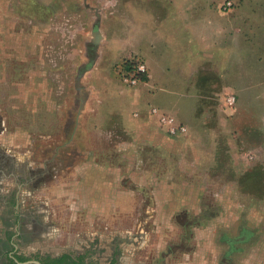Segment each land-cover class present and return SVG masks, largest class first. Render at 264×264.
Here are the masks:
<instances>
[{"label":"rangeland","instance_id":"rangeland-1","mask_svg":"<svg viewBox=\"0 0 264 264\" xmlns=\"http://www.w3.org/2000/svg\"><path fill=\"white\" fill-rule=\"evenodd\" d=\"M227 2L233 6L224 18L219 13H226ZM240 17L245 25H264V0H6L0 16V255L12 237L21 246L15 235L27 229L33 233L22 248L27 259L43 252L81 254L88 264H110L113 257L117 264H264L261 208L256 221L247 214L229 230L222 221L227 205L237 210L244 203L242 195L247 205L258 198L253 185L264 177L249 172L250 159L241 157L254 131L239 124L236 105L228 107L208 88L185 116L198 141L176 138L169 150L178 156L168 158L135 142L164 85L152 87L149 77L137 85L124 80L126 63L144 61L132 50L166 67L164 75L153 72L158 77H180L170 66L177 64L184 32L192 26L211 32L212 25L228 18L237 24ZM96 24L103 40L94 67L81 75ZM202 46L194 42L193 49ZM198 179L210 183L200 216L182 210L166 222L156 184ZM120 180L137 188L112 186ZM204 228L207 233L199 232Z\"/></svg>","mask_w":264,"mask_h":264},{"label":"crops","instance_id":"crops-1","mask_svg":"<svg viewBox=\"0 0 264 264\" xmlns=\"http://www.w3.org/2000/svg\"><path fill=\"white\" fill-rule=\"evenodd\" d=\"M5 12L6 0H0V16L4 15ZM219 14L225 18V16L229 17L230 12ZM245 19V17H240L236 24L228 18L225 24L212 25L211 32L201 31L200 34L197 28L194 29L193 26L190 33L184 32L182 35L184 39L178 42L177 64L170 66L177 73L176 75L180 77L172 80L153 74V72L157 73L160 69L164 75L166 67L159 62H153L152 56L146 55L141 50L130 51L144 58L143 62L148 68L152 87L155 88L156 86L158 88L164 85V88H160L161 90L153 96L154 105L148 110L135 142L162 149L166 152L168 158L172 155L178 156L176 151L169 150L176 142V138L170 136L160 126L158 117L152 114V109L157 108L163 114L176 116L178 121L185 124L189 129L188 134L183 136L184 139L187 142H196L198 137L195 134V126L185 116L189 110L192 114L196 111L203 95L208 94L206 92L208 88L214 89L216 92L213 95L217 93L223 95L224 103L228 96L235 97L236 111L234 112L238 116L239 124L249 127L250 133L254 131L253 145L241 157L246 160L250 159L248 161L251 166L249 172L260 171L264 175V25H245ZM176 27L179 31L187 30L183 29V25H177ZM194 42L203 45L202 48L198 49L196 47L194 50ZM232 60H235V62ZM190 70L191 72H189ZM184 73H191V76H182ZM204 76L208 78L204 79ZM235 85L239 86L237 90L231 88ZM207 152L211 154V152ZM197 158L200 159V157ZM98 174L103 175L101 171ZM257 180H255L253 186L261 190L264 186V177L261 181ZM122 182L121 180L115 181L112 186L122 190H128L131 187L137 188L130 181H126L127 185L124 187V182ZM241 185L247 187L246 182L241 183ZM156 187L160 191V206L166 209L165 220L167 222L171 216L182 210L188 211L194 216H200L203 200L209 192L210 183L199 179L182 182L161 180L156 184ZM254 187L252 188L254 189ZM242 196L241 200L244 203L239 204L238 211L232 204L225 207L222 221L226 226V230H229L234 223L238 224L243 221L247 214L248 217L255 216L256 221L258 218L255 210L258 208L262 210L258 214L261 215L260 221L264 222V193L263 196L250 200L251 203L249 202V204L256 207L253 209L247 208L249 204H245L246 198L244 195ZM260 221L258 220V222ZM207 230L204 228L200 229L199 232L207 233ZM212 231H215L214 226L209 233Z\"/></svg>","mask_w":264,"mask_h":264},{"label":"flooded vegetation","instance_id":"flooded-vegetation-1","mask_svg":"<svg viewBox=\"0 0 264 264\" xmlns=\"http://www.w3.org/2000/svg\"><path fill=\"white\" fill-rule=\"evenodd\" d=\"M0 168L1 167L0 165ZM5 171V169H3ZM1 171V170H0ZM32 232L28 231L27 229H21L17 235L19 237V246L14 240L15 238L9 240V249L3 250L2 254L0 255V264H35L34 262H38L40 264H88L85 258H82L81 254H71V253H64V254H52V253H39L30 256L27 261L21 262L22 257V248L24 245L32 241ZM25 256H27L25 254ZM114 258V257H113ZM112 258L110 264H117L118 262H114L115 259Z\"/></svg>","mask_w":264,"mask_h":264},{"label":"built area","instance_id":"built-area-1","mask_svg":"<svg viewBox=\"0 0 264 264\" xmlns=\"http://www.w3.org/2000/svg\"><path fill=\"white\" fill-rule=\"evenodd\" d=\"M232 6L231 2H227L223 4L222 9L224 12L228 13L231 11ZM144 75L149 77V71L146 64L140 62L132 68L131 71H128L124 75V80L131 85H137L142 82L139 77ZM235 101L236 99L234 96H228L225 99V104L228 107H233L235 105ZM152 114L158 117L160 126L164 128L170 136L177 138L188 134V127L185 124L180 123L177 117L173 114H163L157 108L152 109Z\"/></svg>","mask_w":264,"mask_h":264},{"label":"water","instance_id":"water-1","mask_svg":"<svg viewBox=\"0 0 264 264\" xmlns=\"http://www.w3.org/2000/svg\"><path fill=\"white\" fill-rule=\"evenodd\" d=\"M93 43L91 44V46L89 47L90 50V60L89 63H87L85 66L82 67L81 69V75L90 71L95 63H96V51L98 49V47L100 46L101 41L103 40V36L100 32V26L99 24H96L94 29H93ZM35 264H40L38 262H34Z\"/></svg>","mask_w":264,"mask_h":264},{"label":"trees","instance_id":"trees-1","mask_svg":"<svg viewBox=\"0 0 264 264\" xmlns=\"http://www.w3.org/2000/svg\"><path fill=\"white\" fill-rule=\"evenodd\" d=\"M136 65H137L136 63L128 62V63H126L125 68L127 69V71H131L132 68H134ZM139 78L141 79L142 82H147V81H148V77H147L146 75H144V76H140ZM262 175H263V173H262ZM262 179H263V176H262L261 179H258V180L261 181ZM258 180H257V181H258ZM258 185H259V183H258ZM263 188H264V186H263ZM258 192H259L260 194H262V193H264V189H261V190H259ZM257 194H258V193L256 192V195H257ZM260 194L258 195V197L260 196ZM20 259H21V262H25V261L28 260L27 258H24V257H21Z\"/></svg>","mask_w":264,"mask_h":264}]
</instances>
